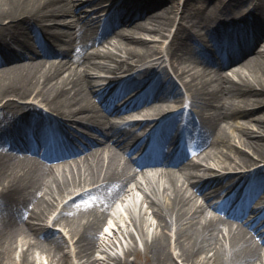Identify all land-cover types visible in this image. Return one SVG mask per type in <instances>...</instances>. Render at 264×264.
<instances>
[{
  "label": "bare ground",
  "instance_id": "obj_1",
  "mask_svg": "<svg viewBox=\"0 0 264 264\" xmlns=\"http://www.w3.org/2000/svg\"><path fill=\"white\" fill-rule=\"evenodd\" d=\"M77 1L0 0V264L16 227L20 228L17 233L21 231L20 234L48 243L51 231L41 222L60 203L52 225L68 227L76 238L75 256L87 262L96 249L94 239L107 210L128 186L129 191L132 187L146 191L148 198L150 214H143L139 221L133 215L130 218V224L136 229L135 236L130 234L134 242L132 249L138 251L139 242L148 256V264H264V207L255 217V227H250L247 217L241 216L245 212V199L258 203L253 196L264 191V54L260 59L243 55L233 64L235 69L228 68L229 72L223 77L225 84H218L225 70L218 64V59L225 55L223 48L227 54L229 51L236 54L239 50L234 48L235 42L250 38L251 29L253 39L264 33V0H243L246 10L240 12L239 18L245 20V24L230 33L221 28L220 23L223 22L222 10H228L233 0H208L203 6L202 0L196 3L185 0L179 13L180 22L173 33L167 31L166 20H170L174 6L164 9L160 16L153 11L171 0H97L98 4L117 1L107 23L111 35L117 38V54L97 52L95 44L99 41L92 39L96 28L88 23V17L78 16ZM91 1L84 0V3ZM127 10L130 12L125 17ZM189 14L190 25L185 23ZM136 18L140 20L134 21ZM203 24L205 28L217 24L218 28L210 30L208 27V44L201 45L197 59L189 63L191 45L200 42L202 37L196 28ZM136 31L150 32L158 38H164L167 31L170 41L165 50L153 45L142 51L132 46L134 41L128 36ZM136 41L148 43L140 38ZM88 50L96 51L91 56L105 61L95 65L94 75L79 68ZM25 54L29 56L26 63L23 62ZM164 57H168L176 77L182 79L188 93L187 105L177 113H187L193 108L203 121L199 147H214L219 154L216 164L197 176L196 183L189 185L197 194L194 197L179 185L181 173L158 171L159 166L154 164L167 160L161 155L155 157L145 152L135 162V167L132 160L119 156L111 142L124 150L129 143L119 133L105 127L119 113L106 102V88L95 89L94 85L99 79L93 78L97 71L107 70L118 79L115 83H118V91L125 92L137 86L144 77H154L155 67L158 62L161 65L165 61ZM177 64H182V68ZM136 65L145 66L134 71ZM244 73L249 76L244 77ZM181 93L171 78L168 80L159 74L151 89L126 106L128 109L134 107L141 98L145 111L163 113L166 109L159 96ZM217 93L221 96L217 97ZM207 107H217L219 119L227 120L228 126H217L216 133L213 134L215 130L211 133L203 113ZM112 112L113 116L107 115ZM177 117L172 120L176 122ZM87 119L92 124L89 128L91 138L84 137L88 146L83 147L82 152L74 148L79 153L70 160L73 165L81 159L85 164L81 169L77 167L76 172L66 165L65 154L60 156L61 147L56 144L51 147L47 141H40L37 146L44 148L45 154L53 150L54 161L51 162L60 163L57 167L49 163V155L37 160L10 152L18 150L16 135L22 134L27 126L59 132L65 144H73L83 136L68 125L87 129ZM235 119L236 124L230 123ZM252 127L259 131L255 132ZM172 130V123H165L160 136L168 141L170 134L166 136V133ZM140 147L138 143L136 148ZM185 157L179 154L172 160L180 162ZM204 157L208 158L209 154ZM145 162L149 165L145 173L149 171L158 179H146V186H142L136 175L143 173L137 168L145 167ZM56 172H63V175L57 177ZM236 185H247L250 195L243 197L238 209L233 210L236 212L229 213L227 219L207 215L204 206L198 203V196L206 202L221 190ZM71 195L74 196L66 201L65 197ZM236 200L234 192L226 203ZM221 211L228 212L225 207ZM231 217H236L238 222L228 220ZM244 221H248V229L238 225ZM172 244L178 250L176 257L181 263L173 256ZM21 264H29L26 254Z\"/></svg>",
  "mask_w": 264,
  "mask_h": 264
},
{
  "label": "rangeland",
  "instance_id": "obj_2",
  "mask_svg": "<svg viewBox=\"0 0 264 264\" xmlns=\"http://www.w3.org/2000/svg\"><path fill=\"white\" fill-rule=\"evenodd\" d=\"M94 3L91 5H86L84 3V0H78L79 6H81V10H85L87 8H93V9H99V13L105 9V7L110 8L111 4L115 3V1H110L107 3L98 4L96 6L97 2L92 0ZM97 1V0H96ZM185 0H171L168 1L167 4H161L159 6H156L153 11L160 16L164 9L166 8H173L174 6V12L170 13V20H166L168 23L167 25V31L170 29L175 30L178 26L179 20V13L183 8V3ZM197 0H192L191 3H196ZM201 1V0H200ZM208 0H202V6L207 4ZM96 4V5H95ZM112 4V5H113ZM201 6V7H202ZM82 10V11H83ZM245 8L243 6V0H233L232 5L228 10H225L224 16L225 20L227 18L234 19V17L238 16L240 12H245ZM178 11V15L176 16ZM80 13V12H79ZM140 19V18H139ZM191 20V14H189V17L187 16L185 19V23L190 25L189 22ZM197 20V19H196ZM171 24V25H170ZM165 31V35H168V32ZM130 35H133L135 38L138 36H141L142 39H146L147 41L152 40L154 38L158 39L156 41H159L157 43H143L140 42L137 45V41L134 42V46L139 50H145L146 48L155 45V48H162L165 49L167 47V44L170 40V37H164V38H158L155 37L153 33L150 32H141L136 31L135 33L131 32ZM110 35V34H109ZM154 36V37H153ZM137 40V39H134ZM111 41H114V39H111ZM112 53H117L116 49L114 47H109ZM26 59L23 60V62H28V55H24ZM41 60L44 58H40ZM45 60V59H44ZM84 65L81 69H87L90 73L95 74L96 70H93L96 68L97 63H104V60L100 58L91 57L88 55L86 59L83 60ZM187 65V64H186ZM163 66L166 67L167 76L173 77V81L177 83V86H179V90L185 91L183 85L182 79H179L176 77V73L174 71V68L170 66L168 57L166 58L165 62H163ZM174 66H176L174 64ZM177 66L182 68V64H177ZM101 69V68H99ZM160 71V69H159ZM158 71V72H159ZM99 72V73H98ZM99 76H107L111 77L109 71H97ZM249 74L246 76L248 77ZM246 79V78H244ZM108 82L105 80H97L96 84H107ZM219 85L220 82L218 83ZM186 92V91H185ZM184 94V92H183ZM184 95L188 96V93H185ZM217 97H220L221 94L217 93ZM179 99V98H178ZM178 99H175V101H178ZM177 102H175L176 104ZM217 103H215L216 105ZM197 105H201L200 103H197ZM249 108V107H248ZM204 115L206 117L205 124L206 127L210 128L209 131L215 130L213 132L216 133L217 126H228L227 120L221 121L217 115L218 109L217 107H207L203 110ZM89 122V121H87ZM237 119L230 121V123L236 124ZM238 126V125H237ZM252 126V125H251ZM74 127V126H73ZM215 128V129H214ZM255 132L259 131L257 127H252ZM233 129V127H231ZM235 131V130H234ZM230 133V132H229ZM212 136V135H210ZM233 144H236L233 142ZM209 154V157H204L206 154ZM194 155L197 157H194L200 160L201 165L198 167H192L193 169H190L189 172L193 174H200L204 172L209 166L215 165L218 159L216 158L218 154L217 150L214 147H209L207 145H204L202 148H197L195 146V152ZM262 163V162H258ZM263 165V164H261ZM233 172V171H232ZM57 177H60L61 174H57ZM136 180L141 182L142 184H145V180L142 178L140 173H137ZM198 180L197 178H188L186 176L182 177L179 181V185H182L184 189L187 190V194H191L193 197L197 194L193 192V189L189 187L191 183H196ZM130 186L127 187V192L125 191L123 194H119L120 197L117 200V207L118 206H124V209L122 212H118V209L115 211L112 209L109 211V214H112L113 217L110 218V216H106L104 221L100 224L99 230L96 233V237L94 239L96 249L89 258L87 262H83L82 260H78V257L75 256L76 251V238L72 236V234L69 232L68 227L64 225H52V220L54 217L58 214V210L61 207V203L58 205L57 209L50 212L46 219L41 222V225L44 226L46 229L51 231L52 238L48 241V243L45 244V242H40V240H35L34 238H31L29 236H26L24 233L20 231L19 232L18 227L13 229V232L9 238V241L7 242L6 248L4 250V256L1 260V264H21L22 257L24 254H26L29 264H148V256L144 253L142 250V246L137 242L138 245V251H134L132 248L134 247L133 240L130 239V234H136V229L130 224V218L133 215L138 221L141 219L143 214H147L151 212L149 206H148V198L146 197V191L144 190H138L133 189L131 192L129 191ZM134 188V187H132ZM240 191V190H239ZM145 192V193H144ZM79 191L74 194L77 195ZM66 196V201L69 200L72 196ZM221 195V194H220ZM261 194H258L256 197H260ZM220 199L217 197L215 198L212 203H215L216 201H219ZM198 203H201L205 208V213L207 215L215 214L219 217H222V213L219 211H214L211 208L206 205L205 202H203L201 196H198ZM209 203V202H208ZM213 205V204H211ZM57 211V212H56ZM108 211V210H107ZM111 212V213H110ZM120 227V229H118ZM172 253L173 256L176 257L178 250L174 247L172 244ZM176 260L178 263H181L180 260L176 257Z\"/></svg>",
  "mask_w": 264,
  "mask_h": 264
}]
</instances>
